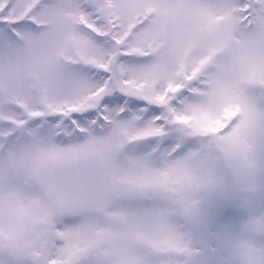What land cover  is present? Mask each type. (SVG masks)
I'll use <instances>...</instances> for the list:
<instances>
[{"label":"snow or ice","instance_id":"obj_1","mask_svg":"<svg viewBox=\"0 0 264 264\" xmlns=\"http://www.w3.org/2000/svg\"><path fill=\"white\" fill-rule=\"evenodd\" d=\"M0 264H264V0H0Z\"/></svg>","mask_w":264,"mask_h":264}]
</instances>
